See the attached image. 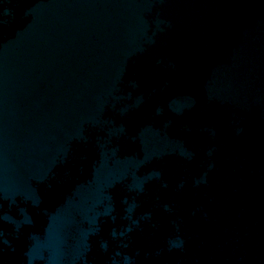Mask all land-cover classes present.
Instances as JSON below:
<instances>
[{
	"label": "water",
	"instance_id": "1",
	"mask_svg": "<svg viewBox=\"0 0 264 264\" xmlns=\"http://www.w3.org/2000/svg\"><path fill=\"white\" fill-rule=\"evenodd\" d=\"M0 264H264V0H0Z\"/></svg>",
	"mask_w": 264,
	"mask_h": 264
}]
</instances>
